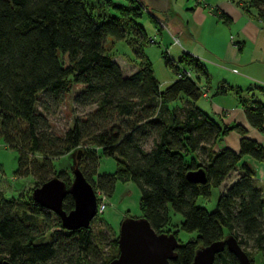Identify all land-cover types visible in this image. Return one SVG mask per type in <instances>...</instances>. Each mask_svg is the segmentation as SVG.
<instances>
[{
	"label": "trees",
	"instance_id": "trees-1",
	"mask_svg": "<svg viewBox=\"0 0 264 264\" xmlns=\"http://www.w3.org/2000/svg\"><path fill=\"white\" fill-rule=\"evenodd\" d=\"M105 3L118 17L103 19L93 12L88 0H0V139L18 152L16 173L37 176L38 186L51 177L47 174L49 159L72 152L73 166L94 191L106 197L116 181H131L139 192L140 216L154 231L162 232L167 224L169 206L181 216V228L196 233L193 239L179 243L169 264H189L196 248L227 234L233 235L239 246L251 239L264 255V199L252 184L253 169L241 160L244 155L264 160V148L245 135L243 126L220 127L196 106L168 109V103L182 95L193 102L202 95L203 90L191 77L182 74L185 69L177 72L176 79L163 90L146 62L122 76L118 65L104 53L106 39L124 38L121 24L126 22L132 25L136 38L144 41L134 19L141 13L151 17L150 9L154 8L144 0ZM239 7L246 15H250L249 8L253 9L255 17L264 23V0H247ZM156 11L164 20L176 14L173 8ZM214 15L228 22L224 14ZM145 42L153 43V39ZM184 57L197 72L201 70L193 62L196 59L182 53L180 60ZM73 87V106L93 107L83 116H75L62 136L52 134L46 114L60 106ZM224 90L220 87L215 92ZM240 102L247 123L264 132V105ZM229 131L239 134L237 150L222 147L211 152L212 145ZM149 136L151 145L145 149L143 144ZM27 151L41 160L33 159L32 165L24 162ZM195 153L204 156L199 163ZM100 157L112 158V173L96 174ZM238 162L241 174L220 192L215 208L206 211L197 206L196 197L207 196L209 188L217 187ZM199 167L206 181L189 182L185 172ZM31 201L29 207L19 206L0 195V264L3 260L11 264H67L68 259L74 264H99L89 225L65 230L54 215L57 236L38 240L34 216L43 215L48 220V210ZM61 207L65 212L72 208L68 192ZM128 215L125 212L123 217ZM94 217L102 219L97 213ZM109 245L112 250L100 264H107L117 252L116 238ZM89 252L93 253L91 261L87 259ZM59 256L64 258L61 263ZM212 264L237 261L223 249Z\"/></svg>",
	"mask_w": 264,
	"mask_h": 264
},
{
	"label": "rangeland",
	"instance_id": "rangeland-1",
	"mask_svg": "<svg viewBox=\"0 0 264 264\" xmlns=\"http://www.w3.org/2000/svg\"><path fill=\"white\" fill-rule=\"evenodd\" d=\"M110 1L112 2L113 0ZM194 1L195 0H170V8L173 6L172 8L179 10H177L176 14L173 15V17L171 16L169 20H164L162 15L154 9H150L152 14L151 17L145 13H141L136 19H134V23L140 29L141 34L145 37L144 41H140L136 38L132 25L126 22L121 24L124 31V38L113 39L108 37L106 39L104 53L118 65L122 76L131 74L146 62L150 66L153 76L159 83L160 90H163L168 83L176 79L177 72L185 69L189 71L191 80L195 82L199 88L206 89V86H208L211 93L216 91L215 82L213 80L208 82L203 80L194 68L193 63L188 61L189 58L184 57L185 62L180 60L182 53H185V51L188 50H181L176 42H172L171 38L174 37L179 41L181 48L184 49L187 47L183 41L185 39L188 41L189 38H186L184 30L180 29V25L183 26L186 19H193L192 15L187 18V15L185 14L187 13L186 8L192 7V5L195 4ZM88 4L93 8V12L101 16L103 19L111 16L118 17L117 11L107 6L105 0H88ZM158 22H160L161 25ZM148 38L153 39V43L145 42V39ZM171 44L175 46L170 50ZM75 90V87H73L71 91L65 93L62 104L52 112L46 114L50 133L62 136L63 133L72 126V121L75 116L81 117L92 109L93 106L85 108L73 106L71 95ZM225 90L228 91L226 88ZM196 105L200 107L203 106L207 110L206 105H208V101L206 102L200 97L193 102L182 95L180 98L169 102L167 107L168 109H171L172 107L182 109L184 106ZM150 145L151 137L149 136L143 144V147L148 149ZM20 146L22 148L24 147L23 144ZM193 156L196 163H199V161L204 158L202 154L197 155L195 153ZM33 159L37 161L41 160L39 156L30 154L27 151L23 161L32 165L31 162H33ZM49 160L51 167L49 166V173H47L48 177L58 176L60 179L69 183L72 179L71 169L74 160L72 152L60 157H52ZM102 160H108L111 164H114L112 158L102 157L99 160L102 164L101 166L104 165ZM17 167L18 152L15 149H12L11 145L3 143L2 139H0V195L7 199L11 198L19 206L29 207L32 202L31 190L37 184V176L35 177L34 175L29 174L19 175L16 173ZM59 172L61 173L59 174ZM229 182L232 183V180H228L227 174L217 187L209 188L207 196H197L195 204L203 207L206 211H212L215 208L220 192L231 184H229ZM255 186L260 190L261 197L264 199V179L256 180ZM138 193L137 187L131 181L128 182L127 185H122L120 182H117L116 187L113 188V191L110 194L111 197L109 196L111 198L109 204L105 196V207L110 206V202H114L113 205L116 207L123 205L125 208H128L129 213H138ZM95 195L97 196L96 192ZM46 215L48 220L45 219L43 215L34 216L32 223L37 233L40 232L38 240L42 241H48L50 238L57 236V233H55V228L57 226L54 221V214L48 210ZM97 215L100 216V213H97ZM167 215L168 222L162 227V232L172 233L176 240L181 244H184L195 237L196 233L194 231L187 232L181 228V216L178 213L173 212L169 206L167 209ZM89 226L93 233L94 244H96L99 251L96 262L100 264L102 258L108 255L112 250L109 241L117 237L118 227L117 229H111L103 219H98L97 217H93L90 220ZM240 247L246 252L248 258L251 260V264H261L264 255L256 249L251 239H246L244 244H240ZM92 254L93 253L89 252L87 255L88 261L93 259ZM57 260L61 263L64 258L59 256ZM67 264H74V261L68 259Z\"/></svg>",
	"mask_w": 264,
	"mask_h": 264
},
{
	"label": "crops",
	"instance_id": "crops-1",
	"mask_svg": "<svg viewBox=\"0 0 264 264\" xmlns=\"http://www.w3.org/2000/svg\"><path fill=\"white\" fill-rule=\"evenodd\" d=\"M245 1L247 2V0L194 1L192 7L186 8L185 14L187 18L192 15L193 19H186L184 25H180L186 38H189L188 41L186 39L183 41L187 47L181 48L179 41H176L178 47L184 51L188 50L185 53L196 59L193 62L201 66L198 73L203 80L206 82L213 80L216 89L221 87L231 92L224 90L222 93H211L206 86V89L201 88L205 95L202 94L200 97L208 101L207 110L203 106H196L220 127L231 124L243 126L246 130L245 135L264 148L263 132L247 123L240 102L243 100L245 104L251 105L253 101H258L264 105V23L255 17L253 9H248L250 15L241 10L239 5ZM173 10L176 13L179 9ZM215 13L224 14L228 22L215 17ZM174 46L171 44L170 50ZM262 127L264 128V117ZM238 138V133L229 131L212 145L210 151L214 152L222 147L236 151ZM241 160L253 169L254 186L256 180L264 179V160L256 161L246 155ZM102 161L104 165L101 166V162H98L96 174L112 173L114 164L108 160ZM238 164L239 162L228 174V180L232 182L241 174L237 169ZM117 182L119 181L115 182L114 188ZM128 182L130 181L120 183L127 185ZM110 197H106L108 204ZM113 204L114 202H110V206H106L100 213L103 221L111 229H117L125 212L130 216L140 215L139 210L138 213H129V209L123 205L116 207Z\"/></svg>",
	"mask_w": 264,
	"mask_h": 264
},
{
	"label": "water",
	"instance_id": "water-1",
	"mask_svg": "<svg viewBox=\"0 0 264 264\" xmlns=\"http://www.w3.org/2000/svg\"><path fill=\"white\" fill-rule=\"evenodd\" d=\"M144 1L161 12H166L171 5L170 0ZM71 174L72 179L67 186L65 181L52 176L31 190V199L56 215L65 230L86 228L96 214L97 202L93 188L76 166L72 167ZM185 178L192 183L206 181L201 167L186 171ZM66 192L72 198V208L67 212L61 207ZM179 245L172 233L156 232L144 217L128 215L119 222L117 254L107 264H169L175 258V249ZM223 249L235 257L237 264H251L247 254L231 234L196 248L189 264H212L214 256ZM1 264L11 263L3 260Z\"/></svg>",
	"mask_w": 264,
	"mask_h": 264
},
{
	"label": "built area",
	"instance_id": "built-area-1",
	"mask_svg": "<svg viewBox=\"0 0 264 264\" xmlns=\"http://www.w3.org/2000/svg\"><path fill=\"white\" fill-rule=\"evenodd\" d=\"M172 41L175 43H177L176 39L174 37H172ZM182 74H185L187 77H190L189 71L187 70H182ZM180 74H177V76H179ZM203 95H205L204 92H202ZM264 135V132H263ZM97 193V200H96V213H101L104 208H105V196L103 194H101L98 190L95 191Z\"/></svg>",
	"mask_w": 264,
	"mask_h": 264
}]
</instances>
